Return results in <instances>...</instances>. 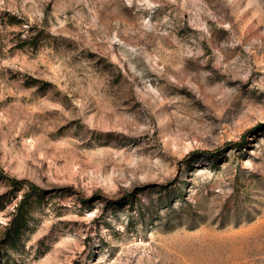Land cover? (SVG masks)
Masks as SVG:
<instances>
[{"label": "rangeland", "instance_id": "rangeland-1", "mask_svg": "<svg viewBox=\"0 0 264 264\" xmlns=\"http://www.w3.org/2000/svg\"><path fill=\"white\" fill-rule=\"evenodd\" d=\"M0 264H264V0H0Z\"/></svg>", "mask_w": 264, "mask_h": 264}, {"label": "trees", "instance_id": "trees-1", "mask_svg": "<svg viewBox=\"0 0 264 264\" xmlns=\"http://www.w3.org/2000/svg\"><path fill=\"white\" fill-rule=\"evenodd\" d=\"M32 188H33V189H32V192H33L34 190H36V189H35L36 187H32ZM30 195H31V194H29V193L25 195V198L22 200V202H21V204H20V206H19V212H21V211L24 209V204L27 203V201H28ZM15 221H16V219L13 220V221L11 222V227L14 226ZM11 227H10V228H11ZM12 239H13V237H12V236H9L8 241H9V240H12ZM12 241H13V240H12ZM10 242H11V241H10Z\"/></svg>", "mask_w": 264, "mask_h": 264}, {"label": "bare ground", "instance_id": "bare-ground-1", "mask_svg": "<svg viewBox=\"0 0 264 264\" xmlns=\"http://www.w3.org/2000/svg\"><path fill=\"white\" fill-rule=\"evenodd\" d=\"M259 232V231H258ZM225 237V236H224ZM240 237V236H239ZM247 256V255H246Z\"/></svg>", "mask_w": 264, "mask_h": 264}]
</instances>
